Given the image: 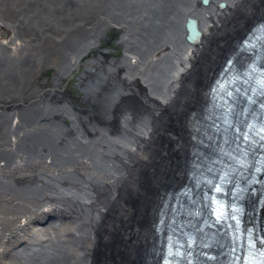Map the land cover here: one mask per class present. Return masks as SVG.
<instances>
[{
    "label": "bare ground",
    "instance_id": "obj_1",
    "mask_svg": "<svg viewBox=\"0 0 264 264\" xmlns=\"http://www.w3.org/2000/svg\"><path fill=\"white\" fill-rule=\"evenodd\" d=\"M21 1L0 0L7 6L0 17ZM220 2L223 7L214 10ZM91 3L81 0L82 14ZM120 3L122 57L117 64L110 53L98 54L100 46L93 41L89 84L82 88L84 100L70 128L61 125L54 146L52 138L37 139L48 141L44 153L36 154L42 161L37 166L32 161L34 168L21 171L20 181L17 169H0V264H144L158 199L178 184L188 159L189 119L204 105L203 91L224 54L264 9V0H209L207 6L199 0ZM62 6L59 18L65 20L74 6ZM49 11L48 23L60 21L56 5ZM189 17L201 30L196 45L184 39ZM44 20L35 19L39 33ZM13 50L16 62L32 58ZM2 60L0 78L13 80L19 66L10 71ZM33 139L28 141L37 142Z\"/></svg>",
    "mask_w": 264,
    "mask_h": 264
},
{
    "label": "flooded vegetation",
    "instance_id": "obj_2",
    "mask_svg": "<svg viewBox=\"0 0 264 264\" xmlns=\"http://www.w3.org/2000/svg\"><path fill=\"white\" fill-rule=\"evenodd\" d=\"M57 1L58 3L51 5L52 0H22L21 2H19L20 4L16 3L17 4L16 7L11 8L9 15L6 14V16L0 17L5 21V23L9 24L11 21L15 22L14 20L18 19L17 17L23 14L22 12L24 8L28 9V12H26L24 16L25 19L21 18V20L26 21V23L24 25L23 24L20 25L19 23L15 24V26H21L25 28V31H23L24 39H26L24 44L21 45L19 42H16L15 37H13L12 40L9 41L8 43L9 45L7 44L8 49L5 48L4 50L2 47H0V56L1 57L3 56V60H2L3 65L9 66L10 71H12L13 68L19 66L17 67V72L12 71L14 73L13 80L7 79L3 81L7 75L3 76L4 79H2V77L0 78V89H1L0 90V125H1L0 126V169L1 170L5 169L6 172L9 171V169H17L16 171L18 172V175L16 177L17 180L19 181H20L19 173L21 171L30 170V168H34L32 167V165L35 164V166H37V164H39L42 161L41 158L39 157L36 158V154L39 153L42 154V152L44 153V151L47 148L46 143H48V141L45 142L44 140L43 143L41 141V138L43 139H46V137H49V139L52 138L50 144L54 146L55 139L60 134L61 125L63 124L62 126L63 129L68 130V128H70L71 126V119H73L75 115H78V110H77L79 109L78 102L84 100V89L89 84V81L87 79L90 73L89 72L90 64H91L90 59L93 57L92 56L93 46H95V44H97L98 47L100 46V48L98 49V54L105 53V55L106 54L108 55L110 53L109 55H111V57L115 60L116 64L117 61L122 57V50H121L122 48L119 43L122 38L121 22L123 20L122 18L124 15L122 14L123 13L122 7L119 6V4H121L120 0H109L108 7H114L118 5L119 8L114 7L112 11L105 10L104 13H107V16L105 17L103 16L104 13L98 12V10L101 9V6L103 7V4H105L104 2L106 0H92V3L90 4L91 8L89 7L88 8L89 10L87 9V11H85L83 14L81 13V8L79 7L81 0L79 1L57 0ZM66 2H69L71 3L72 6H74L72 30L73 33L75 34V37H73V39L69 41L66 50L63 53H61V52H57L56 50L52 51V49L50 48H45L46 45H43V41L45 42L46 39L45 36L48 35L52 36V34L53 36L56 37V39L63 38V34H62L63 29L68 24L66 19L63 20V18H59V16H62V12L65 10L64 6L62 5L66 4ZM54 5L58 7V11L56 12L55 15H57L56 18H58L60 21L56 20L57 21L56 23L55 22L48 23L46 18L47 16L51 15L49 10ZM32 12L33 14L31 16L30 13ZM70 13H68V15L65 18L69 17ZM37 17L45 18L44 20L45 22L44 21L42 22L44 28L40 33L36 31L38 23L35 21V19ZM59 23L61 24L60 28L54 26V24L58 25ZM57 30H60V33H57L58 32ZM57 34L61 36H58ZM13 40L15 41V43L13 42ZM39 40H41L40 43ZM93 41L95 42V44H93L94 43ZM107 43L109 44L110 50H106ZM86 44L88 47L86 46ZM47 45L48 47L53 46V44L52 45L47 44ZM71 45H73V47H70ZM15 47L19 49L18 50L19 57L23 56L26 59L27 56L28 57L32 56V58L26 61L27 62V63L25 62L26 64L24 62L22 63V61L21 62L14 61L13 58H15L16 55H14L13 49ZM20 52L21 53L24 52L25 54L21 55ZM69 55L71 57H69ZM44 60H47L45 61L46 65H44L43 67H39V64ZM59 69L61 70L59 71ZM55 70L56 72H54ZM18 76L21 80L18 78ZM16 77L18 78L17 80ZM6 83H8V85H5ZM56 83L57 86H54L56 85ZM55 93L56 95H54ZM52 99L55 101V103ZM34 100H35V104H34ZM28 101H31V104ZM59 102L63 105H61ZM54 104H58L57 107H54L56 106ZM32 105H36V107L35 106L33 107ZM48 110H50V112H48ZM30 112L31 114H29ZM16 120L17 122H20L22 124L16 123ZM42 121L46 122V124H44ZM45 125L47 127H44ZM41 126L44 127V129ZM51 128L54 129L51 130ZM34 132L36 133L35 135ZM31 134H33L34 136ZM52 134H54V136ZM41 135L45 137L43 136L41 137ZM51 135L53 137H51ZM30 136H32V138H30ZM35 136L37 137L34 138ZM39 137L41 138L38 141L37 139ZM22 138L24 139V141H22L23 140ZM28 138L30 139L34 138L35 140H37V142L35 141L34 143H32L33 141ZM28 140L32 142H29ZM27 145L31 146L32 148L35 145L37 147L31 149L28 146L30 148V152H29L28 151L29 148L27 147ZM40 147L43 148V150ZM35 148H37V151L35 150ZM30 153L32 155H29ZM33 158L35 159V161ZM30 159L31 161L28 162V160ZM31 162L34 164H30ZM14 163L15 165H13ZM19 164H22V166L23 165L24 166L21 167ZM20 168L23 169L21 170Z\"/></svg>",
    "mask_w": 264,
    "mask_h": 264
},
{
    "label": "water",
    "instance_id": "obj_3",
    "mask_svg": "<svg viewBox=\"0 0 264 264\" xmlns=\"http://www.w3.org/2000/svg\"><path fill=\"white\" fill-rule=\"evenodd\" d=\"M201 2H202L203 6L207 5V1L206 0H201ZM104 3L105 4H103V7H101V9L98 10V12L104 13L105 10L112 11L114 9V7L119 8L118 5L114 6V7H108L109 0H106ZM119 6H120V4H119ZM24 9H23L22 13H24ZM30 14L32 16L33 12L30 13ZM69 15L70 16L66 18L68 25L66 27H64L63 32H62L63 38H59V41L57 42V44H54L52 47H48L47 42L43 41V45H46L45 48H51L52 51L56 50L57 52H61V53H63L66 50L69 41H71L73 39V37H75V34L73 33V31L68 33L69 30H72V27H73V16H74L73 12L70 13ZM24 16H25V14H21V16L19 15V17H17L18 19L14 20L15 22L11 21L9 24L5 23V21L2 18H0V47H2L4 50H5V48L7 49V46L9 45L8 43H9L10 40H12L13 36L17 35V33H15L16 29H13L9 25H12V24L15 25L17 23H19L20 25L21 24L24 25L26 23V21L21 20V18L25 19ZM103 16L104 17L107 16V13H104ZM54 26L60 28L61 24L60 23L58 25L54 24ZM16 27L19 28L20 26H16ZM23 31H25V28L23 29ZM183 31H185L184 32L185 33V39L188 40V41H190L192 39L194 40L197 37V30L195 28V23L190 17L185 19V22L183 24ZM20 33H22V31L19 29L18 30V34L20 35ZM57 35L61 36L59 34H57ZM60 39H61V41H60ZM40 42H41V40H39V43Z\"/></svg>",
    "mask_w": 264,
    "mask_h": 264
},
{
    "label": "rangeland",
    "instance_id": "obj_4",
    "mask_svg": "<svg viewBox=\"0 0 264 264\" xmlns=\"http://www.w3.org/2000/svg\"><path fill=\"white\" fill-rule=\"evenodd\" d=\"M6 3H4V4H0V9L1 10H4L5 8H7V6L5 5ZM199 4V3H198ZM214 10H216V11H219L218 9H217V7H216V4H214V6L212 7ZM5 13H6V11H5ZM239 13V14H238ZM238 13H236V14H238V15H240L241 14V12L240 11H238ZM235 15V14H234ZM187 43V42H186ZM96 196H100V195H96Z\"/></svg>",
    "mask_w": 264,
    "mask_h": 264
}]
</instances>
